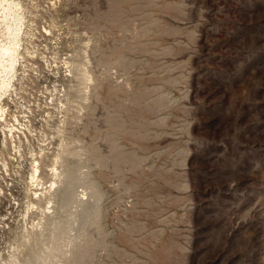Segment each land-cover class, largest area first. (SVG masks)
<instances>
[{"label": "rangeland", "instance_id": "rangeland-1", "mask_svg": "<svg viewBox=\"0 0 264 264\" xmlns=\"http://www.w3.org/2000/svg\"><path fill=\"white\" fill-rule=\"evenodd\" d=\"M15 1L0 264H264V0Z\"/></svg>", "mask_w": 264, "mask_h": 264}, {"label": "bare ground", "instance_id": "bare-ground-1", "mask_svg": "<svg viewBox=\"0 0 264 264\" xmlns=\"http://www.w3.org/2000/svg\"><path fill=\"white\" fill-rule=\"evenodd\" d=\"M19 10V3L15 0H0V95L8 90L15 74V64L18 60L20 46L19 32L23 21ZM37 172L38 167L35 166L31 179H37ZM55 175L61 174L56 172ZM56 183L57 181L54 179L48 188H54ZM12 264L16 263L12 262Z\"/></svg>", "mask_w": 264, "mask_h": 264}]
</instances>
